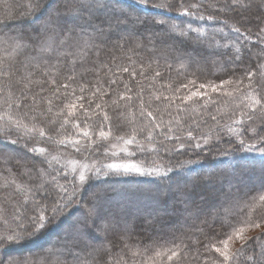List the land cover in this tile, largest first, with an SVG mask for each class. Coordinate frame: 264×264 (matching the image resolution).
<instances>
[{"label":"snow or ice","instance_id":"6c2138e0","mask_svg":"<svg viewBox=\"0 0 264 264\" xmlns=\"http://www.w3.org/2000/svg\"><path fill=\"white\" fill-rule=\"evenodd\" d=\"M111 3L112 0H26L21 9L34 24L31 32L17 31V26L0 21V50L6 54L0 56V95H3L6 105L4 114H0V161L5 165L0 174L7 179L10 173L15 172L19 179V184L13 179L0 191L18 194L22 185H31L28 190L31 202L17 200L22 209L20 219L15 229L0 233V245L19 242L26 234L42 231L53 219L66 214L69 208L77 214L62 240L52 251L41 254L42 258L37 257L35 264H48L52 255L58 256L57 264H110L108 257L114 256L113 249L117 243L110 239V234L125 238L118 241L123 249L134 234L136 219L148 230L163 227V218L157 210L129 221L123 212L106 209L102 197L95 192L81 200L75 178L69 180V174L63 167L53 165L56 156L48 159L53 150L69 153V149L78 154L89 152L106 156L110 151L109 144L98 143L96 137L110 141L109 134L114 125L109 109L119 115L121 108L138 106L141 127L137 134L130 139L119 136L124 145L133 146V152L149 153L147 145L155 143L159 147L152 151L159 154V148H163L169 159L189 155L190 151L200 157L219 150L220 141L202 148L197 135H194L199 132L200 124L191 123L194 118H189L181 125L180 120L174 117L187 112L191 104L198 103L203 110L201 115L207 112L210 119L219 124L213 108L218 110L223 102L220 97H228L233 108L227 117L242 126V136L237 140L229 138L224 143L236 151L258 153L264 160V13H258L260 20L254 24L249 0H134L142 8L154 9L155 13L133 17L123 10L117 11ZM165 13L168 17H186L189 27L171 24ZM192 20L228 27L235 34L239 46L233 50L230 44L220 45L214 34L207 40L201 39L205 34L191 26ZM229 21H232L231 25ZM150 25L154 30L148 32ZM141 26L145 33L133 31ZM223 27L219 31L223 32ZM253 27L256 29L254 33ZM137 35L140 37L138 46L150 49L157 42L167 48H173L174 42L207 46L209 56H219L224 61L226 75L219 77V83L200 82L197 85L196 79H192L179 86L167 85L171 88L170 95L153 93L150 99L145 100L142 84L137 89L123 79V74H128L131 80H136L138 73L134 67L100 59L103 50L123 48L121 40H132ZM114 37L116 43L112 44ZM252 48L257 49L254 60ZM49 67L56 68L60 78L48 71ZM78 68L85 71L78 74ZM96 69H99L95 71L96 77L100 72L105 76L111 73V76L103 82L97 79L93 84L86 78V73ZM139 75H144L143 71ZM154 75L159 78L161 72L157 70ZM226 87L230 91H226ZM208 88L217 95H209ZM5 92L9 94L4 95ZM237 94L247 96L248 102L240 101ZM164 115L170 118L167 125L164 124ZM21 120L31 127L22 125ZM172 123L177 125L175 129ZM119 130L123 131L122 128ZM25 135L31 151L28 157L9 148V144L18 145ZM217 135H220L219 129ZM59 136L65 138L57 139ZM137 136L141 139L138 140ZM168 143H171V148L167 147ZM49 145H55V149L48 148ZM225 154L231 153L225 149ZM21 161L25 163L21 164ZM28 162H33V166L30 172L24 173L21 169ZM133 167L128 164L107 165L109 170L122 168L125 173ZM171 171L172 166H169L166 172ZM44 175L50 179L42 182ZM61 175L66 185L72 184L71 189L67 186L60 191L55 189L54 184ZM94 175L98 179L101 172L95 171ZM79 179L83 182L85 176L81 174ZM209 185L216 186L211 199L205 195ZM175 196L176 202L183 206L178 211L199 222L195 227L200 233L195 247L197 260H206V264H264V215L248 217L250 208H255L257 203L264 204V184L240 191L234 190L231 179L225 184L213 175H198L183 188H178ZM241 201L245 206L239 214L251 228L261 230L259 235L245 236V228L237 230L229 225L233 231L219 236L215 231L213 209L227 204L238 205ZM170 242L175 244L176 240ZM152 245L159 247L160 243L153 240L151 244L146 242L142 245L144 254L139 256L140 264H180L184 259L182 251H157ZM192 250L189 246L188 251ZM114 259L115 264H120L118 258ZM11 264H33V261L22 259Z\"/></svg>","mask_w":264,"mask_h":264},{"label":"trees","instance_id":"16d2710c","mask_svg":"<svg viewBox=\"0 0 264 264\" xmlns=\"http://www.w3.org/2000/svg\"><path fill=\"white\" fill-rule=\"evenodd\" d=\"M24 3H26V0H0V21H7L9 25H12V20L14 19H26L27 17L24 15L21 9V5ZM112 3L120 5L123 11L129 9L131 11L155 13L154 9L142 8L137 3H134V0H112ZM249 4L250 12L253 13L255 17L260 16L258 13H264L263 0H249ZM120 7L114 8L117 11H120V9H118ZM253 15L251 14V16ZM165 18L169 19L171 24L180 25L184 28L189 27L186 17L179 15L168 17L165 13ZM252 19L254 24L259 22V20H256V18L252 17ZM172 21H176L177 23ZM206 21H191L192 27L197 28L199 31H202L205 34L203 37H201V39L207 40L214 34L216 37V42L220 45L230 44L233 46V50L235 47L239 46L235 40V34L231 33L228 27H223L221 24H210ZM231 23L232 21H229V25H231ZM158 27L159 26H155V28ZM207 27H213L215 30L211 31L207 29ZM222 27L223 32L217 30ZM21 30L26 31L25 28H21L17 31ZM147 30L148 32L153 31V26H148ZM133 31L138 34L145 33V28L141 26L137 29H134ZM252 31L254 33L256 29L253 27ZM127 32L128 30L126 29L125 34H127ZM190 35L195 34L190 33ZM253 38L255 39V37ZM139 39L140 37L137 35L132 40H121L120 42L124 45L123 48L114 49L109 47L101 52L100 59L104 61H112L114 64H123L134 67L138 73L136 80H131L128 74H123V79L125 82L135 85L137 89H139L140 85L142 84L145 91V100L150 99V96L153 93H163L165 95H170L171 88L167 87V85L179 86L182 83H188L192 79H196L197 85L200 82L219 83V77L221 75H226L224 61L221 60L219 56H209L208 52L210 49L207 46L201 47L197 46L195 43L187 42H170L173 43V48H167L165 45L157 42L155 47L150 49L149 47L138 46L137 42ZM115 43L116 39L114 37L112 44ZM143 43L146 44L147 42L144 41ZM174 49H179V51ZM251 51L254 60L257 49L252 48ZM3 55L6 54L0 50V56ZM47 70L53 75L57 76V78H60V73L57 72L56 68L49 67ZM157 70L161 72V77L159 78H155L154 75L155 71ZM84 71V68L77 69L78 74L83 73ZM95 71H99V69L86 73V78L93 84L97 79H100L101 82H103L104 79H107V76H111V73H108L107 76H105L104 72H100V76L96 77ZM141 71H143L144 75H139ZM229 71H231V69H229ZM77 79H79V75H77ZM189 86L191 87V85ZM120 90H123L122 85ZM157 90H159V92H157ZM225 90L230 91V88L226 87ZM206 91L211 96L217 95L216 93L211 92V88L206 89ZM237 95L240 96V101L244 103L248 102L247 96L243 94ZM220 99L223 102L220 103L218 110L214 107L213 111L217 113L219 124L222 125L221 127L233 128L232 132L230 133L233 135V140H237L242 136V126L233 123V121L227 117V114H229L233 108L230 98L220 97ZM202 111L203 110L198 103L191 104V106L187 108V112L181 113L178 117L174 118L179 119L181 125H183L185 119L189 118L196 119H191V123L210 119L207 112H204L203 115H201ZM119 112L121 114L117 115L113 113L112 109H109V114L113 116L114 125L112 132L109 134L110 141L117 135H125L128 128L131 129L129 131L130 134L132 133V135H136L138 128L141 127L139 124L141 118L139 115L138 106L121 108ZM173 113H175L174 108ZM169 120L170 118L167 115H164L165 125L169 124ZM21 121L27 123L24 120ZM144 123L147 124L148 121L145 120ZM131 125H133V128H131ZM171 126L174 129L177 127L175 123H172ZM120 128H122L123 131H120ZM132 135L125 136L130 139ZM209 135L211 143L220 141V146L226 144L224 143V133L221 132L220 135H217L216 130ZM216 135L219 137L216 138ZM64 138V136L57 137V139ZM96 139L98 143L109 142L101 141L98 136ZM137 139L139 140L141 137L137 136ZM20 142L22 143H19L18 145L9 144V148L16 149L17 153L25 157L31 156V151L29 148H27V136H23ZM83 143L84 142L82 141V145ZM170 144L171 143H168L167 147H169L168 145ZM158 147L159 146L157 144L156 148ZM162 150L164 151L163 148ZM228 150L231 153L230 155L225 154L224 149L221 150V155L216 156L211 160H203L177 167L174 166L172 167L171 172H166L167 168L172 166L169 165L170 163H167L168 165H166L164 169H161L156 174L128 173L126 175L121 174L120 176L114 175L115 177L106 175L105 177H99V179H96V181H94L95 185L112 184L114 186H118L114 189L104 188L101 191L97 190L96 193L102 197V202L106 209L116 212H123L125 214V218L129 221H132L138 213H141L139 216H143L148 212L158 209L165 211L166 214L165 218L161 216L163 218L162 228L157 226V228L148 230L140 222V220H135L136 224H134V234L131 235L130 240L126 241L128 245L126 248L121 249L118 243V241L124 240V237L113 236L110 234V239H112L114 242H117L115 248L113 249L114 256L108 257L110 264H115L114 258H118L120 260V264H132L133 261H135V264H140L139 256L144 254V248L142 245L146 242L151 244L153 240H158L160 243L159 247L152 245L157 251H168L169 249L182 251L184 259L180 262V264H206V260L196 259L197 253L195 251V247L197 246V237L200 235V233L195 230V227L199 222L195 221L193 218H186L181 214L180 211H178V209L182 208L183 206L176 202L175 194L178 188H180V185L183 186L185 182H188L189 177L192 178V181L198 175L204 177L213 175L218 181H223L225 184H227V181L231 179L234 190L240 191L250 189V187L255 185V187H259L261 184H264V160L261 159L258 153L245 152L243 150L236 151L235 149H232V147H230ZM149 154L150 152L146 154H141L139 152L137 155H135V158L142 157L143 161L139 162H141L142 166L146 167L147 165L145 163L147 162L146 159L149 157ZM50 155H52V151ZM50 155L48 156L49 158H51ZM15 163L16 161H13V164ZM20 163L24 164L25 161H21ZM32 166L33 162H28L27 166L23 167L21 171L28 173L31 171ZM37 166L39 167V165ZM4 167L5 165L2 161H0V173H2ZM211 167L213 169L209 170ZM203 168H206V171H203ZM183 170L185 172L182 174ZM44 176L45 177L42 178V182L48 181L50 179V177H46V175ZM167 177H172V179L169 180ZM26 178L27 177L25 176V179ZM13 179H16L17 184H19V179L16 177L15 172L10 173L7 179L3 174H0V189L11 183ZM59 184H61V176L57 177V182L54 184V187L57 191L59 189ZM119 184L125 186H122L123 188H121ZM242 184L247 185L248 188H241L240 186ZM140 185H143L144 188H140ZM131 186L132 189L129 188ZM208 187L216 188V186L213 185H209ZM30 188V184H24L21 186V190L18 194L12 193L10 191H0V233L5 232L9 228L15 229L16 223L19 221L22 211L21 206L17 204V200H20L21 202L27 200L30 203L31 194L28 191ZM207 188L205 189V195L211 199L216 189H212L210 191ZM171 205L174 206L172 209L169 208ZM244 206V203L241 201L238 205L227 204L223 207H217L216 209H213L216 220L215 231L219 236L222 237L225 232L233 231L232 227H229V225L234 226L237 230L241 227L245 229L251 228L246 222L245 218L239 214L240 209ZM70 209L71 210L69 213L65 214L64 217L62 216V218L59 220H52L42 231H38L37 233L30 235L26 234L25 237L19 242L0 245V254H4L0 255V262H3V264H11L12 261L28 259L33 261V264H35V259L37 257L42 258L41 254L52 251L53 247L57 245L62 240V238L53 242L52 246H45L42 249L43 252L30 251L29 249L31 247L42 246L44 243H46V241H48V239H50L49 237L51 235H54L58 232V230H61L62 227L66 226L65 223L72 225L73 222L70 221L68 216L74 215L76 212L73 208ZM254 214L264 215V204L257 203L255 208H250L248 217L251 218ZM221 224H223V227H221ZM172 239L176 240L175 244L170 242ZM189 246H192V251H188ZM109 247L112 248L113 245L110 244ZM5 254H11V257L5 256ZM57 260L58 256L52 255L48 261V264H57Z\"/></svg>","mask_w":264,"mask_h":264},{"label":"rangeland","instance_id":"374dc122","mask_svg":"<svg viewBox=\"0 0 264 264\" xmlns=\"http://www.w3.org/2000/svg\"><path fill=\"white\" fill-rule=\"evenodd\" d=\"M157 2H161V1L157 0ZM111 6L115 7V8L120 7V5L113 4V3H111ZM118 9L123 10L121 7ZM126 11L128 13H130L132 16H135V15L146 16L150 13V12L145 13L143 11H131L129 9H126ZM251 14L253 15V13H251ZM252 17L256 18V20L257 19L260 20V16L255 17L253 15ZM219 19H223V18L219 17ZM172 22H176V21H172ZM12 25L17 26V30H19L21 28L22 29L25 28L27 32H31V29L34 26L32 20L28 17L26 19H21V20L14 19V20H12ZM207 29H209L211 31L215 30V29H213V27H207ZM217 30H219V29H217ZM8 94L9 93H7V92L4 93V95H8ZM3 98H4L3 95L0 96V114H4V108L6 107L3 103ZM6 119H7V116H6ZM194 120H196V119H194ZM192 123L193 124H197V123L200 124L199 132L194 133V135H197L198 139L201 142L202 148L208 144H211V142H210L211 139L209 138V136H210L209 134H212L217 129H219L220 133L221 132L224 133L223 137L225 140H227L229 138L233 139V135L230 133V132H232L233 128H228V127L223 128V127H221L222 125L217 124L216 121H212L211 119H208L205 121H200V122L195 121ZM21 124L27 125V123H25L23 121H21ZM27 127L30 128L31 125H27ZM131 128H133V125H131ZM213 129H215V130H213ZM130 130L131 129L128 128L127 133H125V135H127V136L132 135V133L130 134V132H129ZM23 131H24V129L22 127L21 132H23ZM125 135H117V136L113 137L111 139V141L107 142L110 146V151H108V154L106 156H102L99 153H89L90 154L89 155L88 152H83V153L78 154V153L72 152L71 149H69L70 154L65 153L63 151H55V150L52 151V155H50L51 158H52V156L57 157V160L53 161V165L56 167H63L64 171L69 174V180L73 179V177L75 178V183H76V186L78 188V192H80L79 197L81 200L89 198L90 195L93 192L96 193L97 190L101 191L104 188L114 189V188L118 187V186H114L112 184L95 185L94 181H96V179H97L94 175L95 171L101 172V175L99 177H105L106 175H110V177L111 176L115 177V176H120L121 174L126 175L128 173H131V174L132 173L133 174H135V173L136 174H156L161 169H164V167H166V165H168L169 163H170L169 165H172V167H174V166L177 167L180 165H188L190 163H196V162L203 161V160H211V159L215 158L216 156L221 155V153H222L221 150L229 149L231 147L230 145L227 146V144H225L223 146H220L219 150H213L211 152H208V153L201 155L200 157L195 156L190 151L189 155L179 156L178 159H169V158H167V156H166L165 152L162 150V148H159V154H156V152L152 151V149H156V145H157V144L155 145V143H153L151 145H147V148L149 149V152L151 155L149 154V157H147V159H146L147 162L145 163L147 166L145 167V166H142L141 162H139V161H143L142 157H136L135 158V155H137L139 153V151L133 152L132 151L133 146H126L123 144L122 141L119 140V136H124L125 139H129ZM217 137H219V136L216 135V138ZM20 143H22V142H20ZM177 143H179V142H177ZM37 146L39 147L41 145H37ZM168 146L171 147L172 145L170 144ZM89 147L91 148V143H89ZM27 148H29L28 145H27ZM48 148L55 149V146L49 145ZM232 149H234V148H232ZM51 158L48 157V159H50V160H51ZM108 164H117V165L128 164V165H134L135 167L130 168L129 171L127 173H125L122 168L115 169V170H109L107 168ZM36 167L38 168L37 165H36ZM211 169H213V168L212 167L209 168V170H211ZM202 170L206 171V168H203ZM184 172L185 171L183 170L182 174ZM81 174H83L85 176V180L83 182H81L79 179V176ZM43 177H45V176H43ZM46 177H48V176L46 175ZM191 179L192 178L189 177L188 182H185L184 185L186 183H189L191 181ZM180 181H182V180H180ZM184 185L183 186L180 185V188H183ZM64 186H67L69 189L72 188V184L69 183L66 185V182L62 178V175H61V184H59L58 191H60L62 189V187H64ZM119 186L121 188H123L122 186H125V185L119 184ZM140 186H141L140 188L143 187V185H140ZM246 186L247 185L242 184L240 187L241 188H243V187L248 188V186L247 187ZM255 186H252L250 188H253ZM129 188L132 189V186ZM173 188H175V187H173ZM207 189L211 191L212 189H216V188H209L208 187ZM173 207L174 206L171 205L169 208L172 209ZM70 210H71L70 208L67 209L66 214L69 213ZM157 211H158L160 216H163L165 218V215H166L165 211H163L161 209H158ZM64 215L65 214L60 215L59 217L56 218V220L57 219L59 220L60 218H62V216L64 217ZM76 215L77 214L68 216L71 222H73L75 220ZM139 215H141V213H138L137 216H135V218L140 217ZM167 217H170V216H167ZM136 220H138V219H136ZM134 224H136V221L134 222ZM65 225L66 226L62 227L61 230H58L57 233H55L54 235H51L49 237L50 239H48V241H46V243H44L42 246H39L40 248L38 246L37 247H31V248L29 247L30 248L29 250L30 251H42V249L45 246L46 247L52 246L53 242L64 237L67 230L71 226V225L66 224V223H65ZM260 231L261 230H258V229L247 228V229H245L244 235L245 236H257V235H259ZM221 246L223 247V244ZM228 246L231 249V247H232L231 243H229ZM0 255H4V254H0ZM5 256L11 257V254H5Z\"/></svg>","mask_w":264,"mask_h":264}]
</instances>
